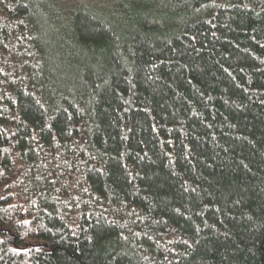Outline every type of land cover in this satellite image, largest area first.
Instances as JSON below:
<instances>
[{"label": "trees", "instance_id": "obj_1", "mask_svg": "<svg viewBox=\"0 0 264 264\" xmlns=\"http://www.w3.org/2000/svg\"><path fill=\"white\" fill-rule=\"evenodd\" d=\"M0 264H264V0H0Z\"/></svg>", "mask_w": 264, "mask_h": 264}, {"label": "rangeland", "instance_id": "obj_2", "mask_svg": "<svg viewBox=\"0 0 264 264\" xmlns=\"http://www.w3.org/2000/svg\"><path fill=\"white\" fill-rule=\"evenodd\" d=\"M89 1H91V0H89Z\"/></svg>", "mask_w": 264, "mask_h": 264}]
</instances>
